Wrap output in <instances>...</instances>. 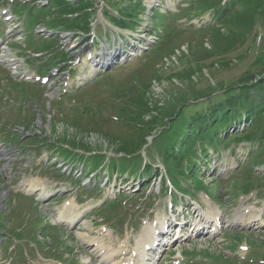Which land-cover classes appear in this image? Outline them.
<instances>
[{"label": "rangeland", "instance_id": "rangeland-1", "mask_svg": "<svg viewBox=\"0 0 264 264\" xmlns=\"http://www.w3.org/2000/svg\"><path fill=\"white\" fill-rule=\"evenodd\" d=\"M147 1H150L151 7L159 8L161 12H164L165 8L163 1H168L171 4L169 10L175 13L168 17L164 13L163 21L157 17L158 21L155 24H158V27H155L150 24L151 9L148 7L138 10L136 15L140 17L141 23L136 24L132 30H126L114 26L103 17L101 11V13L98 12L97 20L94 22L97 35L102 40L105 51L107 53L112 51L115 58L110 62L109 69L105 73L98 72L96 69L90 70L87 66L75 70L74 75L70 78L73 83L67 87L65 95L61 99L57 97L53 99L55 91L53 88L48 90L49 85L54 86L55 82H49V85L44 84L43 87H36L20 82L16 77L14 79L18 81H15L9 78L10 72L0 62V143L4 139L6 130H9L7 134H12V131L21 133L22 136L18 134L20 138L16 137L18 140L30 136L29 139H23L33 142L35 138L41 136L38 142H34L37 144V148H29V151L23 155L19 154V151L15 153L18 158L13 159L17 161L18 166L22 167L21 169L18 167L14 168L11 174L6 172L0 174V228H2V232H0V264H58L59 260L64 264H99L98 258L90 255V251L79 243L80 233L78 236L77 232L97 230L95 225L98 221L95 222V220L104 214L110 216L112 213L113 218L118 217L120 220L119 227L116 229L118 233L113 234L114 243L127 234L131 241L134 240V229L137 228L134 222L135 208L127 206L131 200L135 199L134 195H145V187L148 184L139 187L135 192H129L136 187L137 179L135 182L133 179L139 174L133 173L128 176L126 173L136 167V164L130 168L129 165L137 161L141 172L143 162L137 156L129 157L127 155L135 152L136 145L128 147L122 152H116L117 145L127 135L135 134L136 136V133L139 132L134 126L135 120L131 121L132 124L125 126L130 111L123 110V107L127 108L130 104L124 103H133L136 107L134 111L143 109L145 101L151 106L155 105L160 112V109L168 108L167 115H172L171 119H175L177 127H180L182 123L188 124V114L195 111L204 113V108L208 103L206 95H211L210 91H219L225 86L228 88L229 85L237 83L248 73L264 74V13L255 12L248 7L238 13V18L228 19L227 17L222 25L210 26L214 19L212 14L198 16L193 11L192 13L184 11L189 5L188 0ZM110 2L113 13L116 14L115 10L119 8V3L117 1L114 3L113 0ZM96 3L95 11L104 7L102 1ZM139 3L136 2L137 8ZM144 4L147 6L146 1ZM19 8L20 12L26 16L25 26L31 29L29 36L21 41L22 47L39 51L40 54L44 53L45 57L42 58V61L52 55L49 57L51 68L58 69L60 68L58 66L69 62L66 58V51L62 47L58 48L61 44L64 43V49L67 52L72 51L69 48L71 45L73 49L86 47L84 44L86 39L80 40L76 37L77 33L72 31L68 32L69 38L62 40L58 36L49 38H44L42 34L35 36L36 22H40L46 29H51L50 31L56 33L59 30L68 29L71 23L77 22V19L61 18L60 13H54L48 9L38 10L35 7L30 8L28 5H21ZM106 17L108 18V16ZM201 26L204 28L197 29ZM32 32L34 33L32 34ZM16 33V31L9 33L7 39L14 38ZM105 36L108 39H105ZM70 39L71 41H69ZM131 45L133 50L138 45L143 47L144 51L140 53L143 57L133 63L128 61L129 64L123 67L122 62L119 61V55H125L129 50H123V48H130ZM100 46V42L97 41L94 51H99ZM136 56L139 57V55ZM34 62L39 63V59H28L27 65L30 68L39 67V64L35 66ZM104 62H107V58H104ZM65 68L67 66H63L59 71ZM35 71L39 75L47 73V70L43 69H35ZM259 77L256 76L255 80H259ZM78 78L80 81L76 82ZM46 85H48L47 88H45ZM222 92H225V89ZM47 108H50L51 111H48ZM113 113L119 116V121L109 117ZM112 116L114 117V115ZM195 116L196 114L193 115V117ZM50 117H52L51 121ZM199 121H203V117ZM9 124L11 126L8 128ZM13 125L21 127L13 128ZM22 127H26V130H23ZM168 129L171 132V126H168ZM156 130L160 131L161 129L157 127ZM172 131H175V128H172ZM180 131L182 130L177 131L174 145L186 149V143L180 140L178 134ZM200 135L194 134L195 137ZM153 138L155 137L153 136ZM47 139L51 142L57 139L59 143L57 146L65 144L64 148H61V155L66 154L65 148L70 149L69 145L75 146L78 140L82 142V145L83 142L90 143L93 148L100 150V154H92L85 158L86 167L94 172H88L85 163L68 164L66 162L61 164L57 150H53L54 153H46L45 149L52 150V147L45 146L46 143L40 144L41 141H47ZM214 142L216 150L207 146L206 155L203 152L199 153L202 154L200 161L204 160V170L202 167L199 168L198 175L195 172L193 176L190 171L186 174L188 177H192L189 180L199 187V176L208 186L219 187L220 203L223 206L231 202L232 198L230 199L228 196L231 182L234 185L247 181L259 182L257 190L251 191L254 194L250 200L257 204L259 212L256 213H260V218L264 219V172L259 168L261 164L253 165L252 156H250L256 146L249 147L246 142H239L235 145ZM110 151L111 153H109ZM164 151V142L154 141L147 149V155L152 157L149 159L145 156L144 159L155 169L156 165H159L158 160ZM74 159L84 160V157L80 156ZM229 165L234 169L230 172H219L220 168ZM64 169H73L74 175L80 180V183L74 185L70 180L56 173V170ZM114 169L119 176L116 175ZM247 172L252 176L245 177ZM104 173H108L109 176H112L113 173L112 179L123 191L128 193V195H118L116 200L109 202L113 211H110L109 205H106L107 202L96 204L98 200L105 198L106 188L104 183H100V180L105 176ZM158 175L164 176L163 171L161 170ZM169 175L174 185L182 183L183 179L187 180L186 176L181 174L178 169L175 172L171 171ZM85 177L91 179L93 188L88 190L87 187V190L81 192L79 185L89 181L85 180ZM60 181H64V183L60 184ZM29 183H33L35 187L39 188L44 186L50 190L49 196L37 194L36 198L39 203L36 205L37 202L34 199L23 195L25 192L30 193L28 190H22L25 189L24 185ZM97 183L102 188L98 187ZM14 184L21 189L20 192H17L22 193L21 195H14ZM56 184L58 187L55 188ZM154 187H157V192H163L160 183H156L153 185ZM153 188L151 186L149 188L152 190L148 194L150 196L148 200L156 202L157 209H162L166 198H155ZM236 193L237 189L233 187L231 195ZM73 195L78 204L85 206L87 203L89 207H94L83 215L79 214V217L82 215L81 228L67 227L65 230L59 225L60 223H55H58V220L69 223L70 219L57 218L56 213L62 211V209L58 211L63 203L62 200ZM55 196L59 197L55 198ZM124 197H128L127 200ZM84 198H87L90 203L81 204ZM105 205L106 209H99L100 206L102 208ZM239 208L240 204L235 201L232 209L239 211ZM73 211L78 212L79 210L73 209ZM137 213L140 211L138 210ZM148 213L152 214L150 211ZM256 216L251 212L248 217ZM257 220L259 219L254 218V222L249 227L238 229V232L242 233V239L246 238L252 243L261 239V246L252 245L255 260L260 262L264 251V242L262 241L264 227H260ZM236 223L242 224L243 221L239 219ZM67 225L70 226L71 223ZM114 225L117 226L116 223ZM42 226H44L43 229H41ZM83 226L88 227L84 229ZM236 235L230 234V237L235 238L238 236ZM93 241L90 239L91 243H94ZM192 243L197 246L204 244L208 250L219 252V255L223 254L222 247L228 245L226 242L220 244L217 241L207 242L205 239H197ZM228 261L230 264H234L233 260L228 259Z\"/></svg>", "mask_w": 264, "mask_h": 264}, {"label": "trees", "instance_id": "trees-1", "mask_svg": "<svg viewBox=\"0 0 264 264\" xmlns=\"http://www.w3.org/2000/svg\"><path fill=\"white\" fill-rule=\"evenodd\" d=\"M56 1L65 3L67 0ZM113 1L114 3L116 1L119 3V8L117 10L118 18H113V20L123 27L132 26V22H134L133 18L136 17L138 11L135 2L132 3V0ZM108 2L110 3V0H108ZM92 6V0H79L75 5L68 6V8H71V13L80 14L79 20L81 23L75 25L76 28L83 30L87 29L90 14L85 11V9ZM248 7L255 12L264 13V0H227L225 4L222 3V0H190L189 11L191 13L193 11L194 14L200 15L204 13L205 10L211 8L222 25L227 17L228 19L234 17L238 18V13ZM154 12L155 11L152 13L153 16ZM158 15L159 13L156 12L155 17H158ZM155 17L152 18L153 22L155 21ZM256 76H260L259 80H255ZM226 88L225 86L219 89V91L225 89L224 93L226 94L223 93V98H221L222 96H220L219 91H210L209 93L211 95H206L208 103L204 109V113L195 111L188 114V124L185 125V123H182V125L177 128V121L171 119L172 115L170 116L166 113V111L169 110L168 108L160 109V112L155 105L151 106V104L145 101L143 109L130 111L127 120H135V128L139 132L136 133V136L135 134L127 135V137L117 145L116 151L122 152V150L133 145H136V150H138L147 142L146 137L150 133L155 132L154 128L156 126L161 127L165 125V123H168L169 120L174 122L175 133L168 136L161 161L167 166L170 172H175V170L179 168H187L190 165L194 166L196 164L194 157L197 155L188 150V148L192 146L190 136L194 134L200 135L202 133L204 140L207 138L220 140L221 137H219L218 133L220 127L226 124H232L235 121L238 122V120L239 125H241V131H238L237 134L244 135L245 137L243 138L246 140L257 142L264 151V74L248 73L240 78L237 83H232L227 89ZM229 89L230 91H228ZM213 93L215 94L213 95ZM153 113L156 114L152 115ZM194 114H196L195 117H193ZM146 116H148V118ZM202 117L203 121L200 122L199 120ZM139 123L141 127L137 126ZM153 124L154 126L156 125L154 128ZM178 129L182 130L178 132V134L180 135V140L186 143V149H175L173 138H175L177 131H179ZM83 145L80 141V146H82L84 151H92L90 150L92 148L90 143L85 144V142H83ZM148 172H151V170ZM201 184L202 183L199 181L200 186Z\"/></svg>", "mask_w": 264, "mask_h": 264}, {"label": "bare ground", "instance_id": "bare-ground-1", "mask_svg": "<svg viewBox=\"0 0 264 264\" xmlns=\"http://www.w3.org/2000/svg\"><path fill=\"white\" fill-rule=\"evenodd\" d=\"M79 214H82V211L81 210H79L78 212H74L73 211V208H68V206L65 205L63 207L62 211H60V212L57 213V218H69L70 221L67 224H70L71 223V225H72V223L74 224L75 222H77V219L76 218L79 217ZM240 219L243 221L244 218H240ZM84 225H86V224H84ZM80 236L85 237L84 235H80ZM98 240L99 239H96V240H94V242L95 241H98ZM101 246H103V244L101 243V241H98L97 242V245H96V247H98V251H100V249L102 248ZM106 264H107V262H106Z\"/></svg>", "mask_w": 264, "mask_h": 264}]
</instances>
